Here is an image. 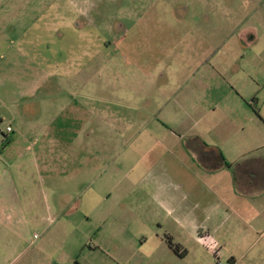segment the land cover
Segmentation results:
<instances>
[{"label": "rangeland", "instance_id": "rangeland-1", "mask_svg": "<svg viewBox=\"0 0 264 264\" xmlns=\"http://www.w3.org/2000/svg\"><path fill=\"white\" fill-rule=\"evenodd\" d=\"M53 19L62 26L46 30ZM243 25L255 29L264 50V0H0L4 44L37 28L35 35L47 40L37 41L38 55L50 54L49 43L61 39L68 53L60 48L54 56L62 59L85 41L91 51L80 87L84 94L90 89L95 104L102 96L101 153L117 151L116 180L88 190L69 223L32 222L27 206L3 207L0 264H264V188L242 196L228 170L210 172L200 160L208 145L228 162L264 159V63L248 61L250 79L240 59L227 57L242 43ZM140 74L143 86L132 78ZM59 76L38 79L43 94L28 99L19 81L5 76L0 152L5 137L13 138L6 154L28 152L29 141L44 151L51 120L50 132L69 125L65 134L74 133L71 112L57 111L60 95L45 96L51 88L60 93ZM131 91L148 92V99L133 97L125 107L124 92ZM253 96L261 102L253 105ZM161 198L186 218L181 224L163 216L155 203ZM200 237L216 242L217 254ZM176 245L185 256L173 252Z\"/></svg>", "mask_w": 264, "mask_h": 264}, {"label": "crops", "instance_id": "crops-1", "mask_svg": "<svg viewBox=\"0 0 264 264\" xmlns=\"http://www.w3.org/2000/svg\"><path fill=\"white\" fill-rule=\"evenodd\" d=\"M49 25L50 28L46 26V30L57 31L62 23L56 25L53 19ZM36 29L32 30V36L30 30L29 34L21 35L12 43L6 42L4 44L3 41H0V85L6 82L5 76H10L19 81L21 97L28 99L34 96L35 98L38 94H43V88H41L38 79L42 81L46 77H55L59 74L61 79L60 93L54 92L51 88V90H46L45 96L48 99L50 97L54 99L60 95L61 104L57 111L71 112L68 119L74 122L71 127L74 133L72 135L65 134L64 131L69 128V125L61 126L65 129L60 131L50 132L53 128L51 120L48 126L45 125L47 135L43 139L46 144L44 151L41 148L36 149V144L29 141L28 152L23 149L12 154L5 152V149L13 142V138L7 137V143L3 145L4 150L0 152V158L4 159L5 164L4 167L0 168V218L3 217V207L7 206L14 209V207L25 205L29 208L28 219L32 222L51 221L52 218H56L57 222L69 223L71 210L78 209L84 203V196L88 190L95 191V188L98 189L102 182L113 184L116 180L117 164L113 160L117 156V151L114 149L112 152L101 153L100 138L96 134L99 131L97 126L100 124L102 116L104 117L99 103L102 96L100 95L101 99L99 96L97 97L98 102L95 104V95L90 98V89L84 94V89L80 87L82 69L90 59L88 55L91 50L87 51L84 48L86 44L83 41L77 49H73L71 56L68 54L65 58L58 59L54 56L57 52L56 49L64 48L67 50L69 47L60 39V42L49 43L51 44L50 54L38 55L37 47L40 44L37 41L47 42V40L42 39L37 34L35 35ZM254 30L251 26L243 25L240 30L242 33L239 34L242 43L236 46L235 56H227L229 59L235 57L240 59V66L250 79H252V74L248 61L254 65L264 63V50L258 47L259 41L254 37ZM7 54L10 56L7 57ZM20 59L25 61L24 64L20 62ZM146 76L149 79V76ZM132 78L136 82L139 81L143 86L140 80H143L144 76L139 80L135 76ZM132 78L130 79L133 81ZM62 79H67L66 84H68L64 86ZM70 79L77 81V87H69ZM113 91H110V96ZM85 95L87 96L86 99L84 98ZM141 95L145 100L148 99V92H144V94L141 91L139 93L124 92L123 104L125 107H130L134 104L133 97L139 101ZM113 100L116 101L117 99L114 98ZM257 101L261 102V99L256 98V96L250 99L253 105ZM111 104L114 105L115 102H111ZM18 106L20 107L19 104ZM252 109L254 110V108ZM111 110H107V112ZM111 114L112 112L109 116ZM112 116L114 117V114ZM54 119L56 120V118ZM35 125L38 127V124ZM7 126L11 127L9 132L14 131L11 123H8ZM37 139L39 140L38 136L35 137V141ZM192 141L194 140L192 139ZM30 142L35 145H30ZM220 152L222 153L221 150ZM225 160L227 161L226 158ZM211 163L212 161L208 159V167L204 166V168L213 173L222 169L228 170L231 174L232 186L242 196H255L261 188H264V159L259 156L252 155L238 161L228 162L229 166L217 163L215 167H210L209 164ZM108 171H112V173ZM172 181L179 185L175 179ZM97 195L99 194L97 193ZM155 203L165 213L163 216L171 217L176 224H181L182 219H186L175 215L174 212L171 213L164 199L161 198ZM38 217L44 218V220H39ZM166 239L172 241L171 236L167 235ZM177 249H180L179 245H176V251H173L176 255L185 256V250L177 251Z\"/></svg>", "mask_w": 264, "mask_h": 264}, {"label": "trees", "instance_id": "trees-1", "mask_svg": "<svg viewBox=\"0 0 264 264\" xmlns=\"http://www.w3.org/2000/svg\"><path fill=\"white\" fill-rule=\"evenodd\" d=\"M255 113H257V111H255ZM4 143H7V137H5V140L2 142V145H4ZM207 148H208L207 151L202 150V152H201L202 157L200 158V160H202V158H203L205 161H207L206 166H208V159L212 161V163L209 164L210 167L211 166L215 167V165H217V163L219 165L222 164L225 166H229V163L225 160L224 156L222 155V153L220 152L219 149L212 148L210 146H208ZM169 246H171V242H169Z\"/></svg>", "mask_w": 264, "mask_h": 264}, {"label": "built area", "instance_id": "built-area-1", "mask_svg": "<svg viewBox=\"0 0 264 264\" xmlns=\"http://www.w3.org/2000/svg\"><path fill=\"white\" fill-rule=\"evenodd\" d=\"M11 130L10 126H6V131L9 132ZM205 237H200L201 241L206 245V247L209 246V248L212 250L213 253L217 254V251H215L217 249V244L216 242H213L212 240H208V239H203Z\"/></svg>", "mask_w": 264, "mask_h": 264}]
</instances>
